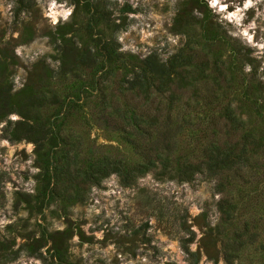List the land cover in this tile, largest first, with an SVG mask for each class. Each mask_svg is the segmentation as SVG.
I'll return each instance as SVG.
<instances>
[{"label":"rangeland","instance_id":"rangeland-1","mask_svg":"<svg viewBox=\"0 0 264 264\" xmlns=\"http://www.w3.org/2000/svg\"><path fill=\"white\" fill-rule=\"evenodd\" d=\"M205 1L207 8L198 2L191 5L189 0H34L30 10L20 11L21 22L14 18L17 0H0V62L4 75L14 91L23 86L27 71L37 59L44 57L53 64L50 54L55 49L49 33L71 24L78 44H89L103 57L105 52L114 53L112 61L97 72L110 70L104 71L97 84L109 112L127 100L120 87L130 75L133 56L140 59L154 51L165 59L178 50L190 52L191 46L208 57L205 82L195 84L198 91H192V86L178 91L175 109L205 108V116H216L227 104L243 121V129L252 127L264 136L261 112L255 111L251 101L254 89L247 87L250 64L245 63L240 74L233 67L229 43L203 38L197 22L189 21L180 28L173 25L175 15L186 7L212 20L214 29L218 30L216 22L219 23L228 34L252 48L257 77L264 82V0ZM23 22L31 24V35ZM214 57L218 60L213 66ZM216 66L220 73H214ZM81 76L88 79L91 74ZM77 81L69 77L52 84L62 95ZM210 89L216 95L207 103L208 98L201 95ZM92 91L96 96H89L91 101L86 100L77 110L70 109L65 115L61 109L64 144L54 152L46 145L48 164L41 161L31 141L10 140L0 130V236L14 238L10 247L17 248L27 231L38 234L39 229L53 232L69 228L61 260L53 256L46 240L40 247L42 257L22 247L5 264H229L220 253L215 260L213 254L222 242L239 240L242 244L235 251L238 257L234 264H264L262 224L246 229L241 226L247 215L243 209L251 212L254 207L256 213H264V186L260 185V181L264 184V154L248 162L246 177L252 183L246 185L247 190L234 193L236 199L241 198L232 222L221 218L217 201L223 193L215 188V179L204 173H196L191 180H179L159 175V167H155L129 184H123L115 172L99 176L95 182L92 174H96L98 164L104 160L127 162L130 150L113 126V121L122 119L110 113L111 120L103 121L93 105L99 92ZM261 94L264 101V86ZM165 100V94H149L146 104L152 112L153 104ZM78 103H83V98ZM8 117L19 118L16 112H10ZM192 128L197 135L208 133L207 125L200 121ZM188 137L186 132L176 137V151L197 146L188 144ZM17 190L31 194L52 190L53 197L40 212H29L23 204L13 205ZM77 228L85 237L78 234ZM251 232L254 236L249 239ZM228 250L234 252V247Z\"/></svg>","mask_w":264,"mask_h":264},{"label":"trees","instance_id":"trees-1","mask_svg":"<svg viewBox=\"0 0 264 264\" xmlns=\"http://www.w3.org/2000/svg\"><path fill=\"white\" fill-rule=\"evenodd\" d=\"M194 5L197 2L205 8V0H189ZM34 0H17L14 7V18H19L20 11H28L32 8ZM198 23L200 35L205 39L219 40L229 43L233 67L240 74H243V65L250 64L248 70V88L252 91L251 101L255 104V111L261 114L264 124V101H262V82L256 74L254 67L255 57L251 54L252 48L242 43L237 37L227 33L224 27L216 22L217 29L212 27L213 21L206 17H199L193 13L189 7L181 9L173 18V25L176 28L183 27L187 22ZM28 35H31V24L23 22ZM67 30L70 34L66 35ZM74 30L71 24L59 26L54 32L49 33V40L53 43L54 54H50L55 60L53 64L44 57H40L31 64L27 71L26 81L18 90H11V82L7 80L3 71V62H0V126L1 133L10 140H28L34 145L42 162L48 164L46 145L52 147L54 152L60 145L64 144V136L60 133L63 121L60 119L61 109L63 114H69L70 109L77 110L85 101H91L89 96H96L92 90L99 92L95 109L101 114L103 121L110 119V113H115L122 121H113L115 130L122 135L123 140L130 150L127 162L113 160L108 163L106 160L98 164L94 169L96 174H92L95 182L99 176H104L109 172H115L123 184H129L135 177L143 174L148 169L159 167L158 174L175 177L179 180H191L196 173H204L215 179V188L223 195L218 199L220 216L225 221L232 222L235 210L238 207L240 198L236 199V191H245L246 185L252 182L247 179L249 170L248 162L251 158L257 159L264 154V136L259 131L251 128L243 129V121L240 120L229 105H224L216 116H205L206 110H181L175 109L176 94L186 87L192 86V91H198L195 85L205 82V69L208 64V57L205 53L189 47L190 52L178 50L165 59L158 57L154 51L144 55L140 59L133 56L130 62V75L123 79L126 84L120 87L123 90V100L121 105L114 106L111 111L106 110V101L101 95L102 90L97 86L104 64L109 63L114 58L113 51L105 52L104 57L89 44H78L74 37ZM100 56V58H99ZM217 58H213V66L217 63ZM214 73H220L221 69L213 67ZM89 72L88 79H82L83 73ZM69 77H74L78 81L71 84L61 95L52 84L62 83ZM199 83V84H200ZM198 84V85H199ZM215 88H218L215 87ZM215 88L212 90L215 91ZM211 89L203 93L201 98L207 99L210 103L215 97ZM199 93V92H198ZM149 94L153 96H163L166 100L162 103L156 102L152 105V112L146 104ZM83 98V103L78 100ZM85 99V100H84ZM257 99L260 101L255 103ZM175 100V101H174ZM16 112L19 118L10 119L8 114ZM199 113V114H197ZM198 119L197 121H194ZM200 121L208 127V133L203 132L197 135L196 129L192 128L194 123ZM186 132L189 136L188 144L191 146L183 152L176 151V137ZM203 137V140H199ZM48 156V154H47ZM43 168L46 170L47 166ZM53 169L57 172V167ZM264 171L261 172V174ZM260 185L264 184L260 181ZM227 186V187H224ZM246 195V192H243ZM46 196L48 199H45ZM53 197L52 190L44 194V190L31 194L24 191H15L13 205L18 207L23 204L29 212H40L43 206L49 203ZM245 206V205H244ZM253 207V206H252ZM245 208V207H244ZM242 213H247L242 220V229L248 226L255 227L262 224L264 231V213H256L254 207L251 212L245 209ZM10 226V225H8ZM69 228L62 231L44 232L38 230V234L25 232V238L17 248L10 247L14 242L11 236H0V264H5L13 260L20 248H24L29 254L42 257L40 247L48 240L49 249L58 260L64 257L66 249V238L69 236ZM78 234L85 237L82 231L77 228ZM236 236L237 230H233ZM238 232V231H237ZM21 234V232L17 231ZM251 232L249 239L253 238ZM221 240V239H220ZM242 244L238 242H222L219 250L213 254L215 260L218 253L229 264H234V259L238 257L235 252ZM234 252L228 248H233ZM194 254V253H190Z\"/></svg>","mask_w":264,"mask_h":264}]
</instances>
